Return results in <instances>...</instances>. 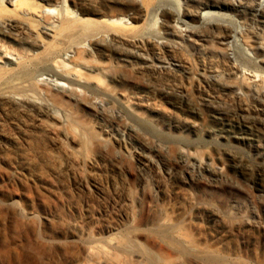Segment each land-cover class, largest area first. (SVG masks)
Here are the masks:
<instances>
[{
	"label": "rangeland",
	"instance_id": "rangeland-1",
	"mask_svg": "<svg viewBox=\"0 0 264 264\" xmlns=\"http://www.w3.org/2000/svg\"><path fill=\"white\" fill-rule=\"evenodd\" d=\"M227 1L245 10L264 4ZM45 2L26 0L20 9ZM137 4L141 6L139 0ZM64 5L50 7L55 26ZM93 5L83 6L82 18L89 19ZM70 9L73 16L79 14ZM210 10L234 15L227 8ZM206 11L199 8L195 21H184L199 25ZM156 15L150 8L132 24L136 40L110 37L114 47L147 63L138 58L124 63L96 52L86 39L94 29L87 22L74 23L83 33L67 32L71 41L66 33L56 41L45 37L43 53L49 59L70 42L87 53L94 67L91 75L96 76L91 84L98 85L94 109L48 86L16 84L17 76L2 79L0 264H264V157L242 144L201 136V125L192 127L200 121L184 114L186 106L178 96H172V107L143 92L144 84L155 85L264 122V62L244 39L264 37V26L237 17L235 37L224 42L228 53L220 54L221 46L212 37L188 48L182 43L184 49L162 48L149 35L159 30ZM38 16L35 12L18 19L16 31L34 35L31 24ZM39 57L28 54L25 68L37 64ZM182 67L192 72L193 80L180 76ZM105 69L125 80L99 81ZM221 78L235 87L222 90L213 83ZM106 85L118 100L102 96ZM55 98L61 102L55 104ZM124 104L140 118L124 113ZM218 115L229 120L227 114ZM205 121L201 123L214 126ZM171 124L182 129L176 131ZM198 166L211 168L222 183L210 187L197 182Z\"/></svg>",
	"mask_w": 264,
	"mask_h": 264
},
{
	"label": "bare ground",
	"instance_id": "bare-ground-1",
	"mask_svg": "<svg viewBox=\"0 0 264 264\" xmlns=\"http://www.w3.org/2000/svg\"><path fill=\"white\" fill-rule=\"evenodd\" d=\"M25 1L26 0H0V84L4 77L12 78L17 76L15 79L16 84H25L29 87L48 86V90L61 92L62 96L70 100L80 101L88 109H94L96 107L98 85H94L93 87L91 84L93 83L92 80L96 77L94 74L91 75L94 71V67L92 66L93 64L86 59L85 56L87 53L79 49V43L73 44L70 42L68 47L64 50L53 51L55 53H53V57L50 56V59L43 53L44 48H46L44 47L46 42L44 41L45 37H50L53 41H56L63 34L66 36L65 33L67 34L69 31L72 32L74 30L76 33L82 34L83 29H76L77 27L74 25L75 22H87L94 27L93 31L87 34L86 39L96 52L105 51L108 55H112L124 63H131L133 59L137 58L143 62L146 61V63L148 60L130 51H124L114 47L111 43L112 38L110 37H118L125 42L135 39V26L132 24L140 20L150 8L151 11L157 14L156 16H160L161 21L159 22V27H157L159 30L151 32L149 35L153 36L156 40H160L159 42L162 48L184 49V44L182 45V43L186 42L185 47L188 48L194 45L193 42L205 41L204 39L206 37H212L221 46L218 48L217 53L220 52V54H225L228 53L229 48H227V43L224 42L234 36L233 33H235L236 29L234 30L232 26L234 21H237V17L242 20H251L259 26H264L263 3L260 5L261 7L259 9L248 7L247 10H245L242 9L241 6H236L234 3L228 2L227 0H154V4H152L153 0H139L141 6L137 4V0H66L65 4L67 2L69 3L67 5H64V0H48L49 2H45V4L34 3L24 11V9L21 10L20 8L21 6L23 7L22 4L23 2L25 4ZM5 3L10 4L12 9H9ZM91 3H94V11L90 15L91 19L90 17L89 19L82 18V16H85V14H83L85 11L83 6H90ZM61 4L65 6V12L63 13V17L61 16L60 18V25L55 26L50 20V14L53 10H51L50 7L61 6ZM70 7L73 8L75 12L78 10L79 14L76 13L74 14L75 16H73L74 12H72ZM186 7L191 8L192 11H189ZM55 8L56 7H54V12L56 14L57 9L55 11ZM199 8L208 10L204 14V19L199 25H193L190 22L184 21V18H188L191 22L195 21V12ZM225 8L231 10L234 15H226L224 13H219V11L213 12L210 10ZM35 12L39 15L38 17H40L39 20L31 24L32 26L35 24L34 31L36 29V33L34 35H29L31 30L28 33L16 31L15 28L18 19L30 13L33 15ZM28 17L30 18V16ZM123 18H126V20ZM226 19L229 21L228 23ZM155 22L157 23L158 21ZM71 24L75 27H72L73 25ZM25 28L24 26L23 29L25 30ZM137 32L138 31L135 33ZM70 36L69 34V38L67 39H70ZM244 39H246L249 48L254 54L261 58V62H264V37H248ZM71 40L72 39H70V41ZM52 43L53 42L50 44ZM81 45L80 43V47ZM40 49L43 50L40 51ZM30 53L35 58L40 56L38 58L40 61L29 69L25 68L24 63L25 57ZM150 62L156 63L155 60H151ZM95 64L96 63H94V65ZM95 66H97V64ZM23 70H26L27 73L23 72ZM177 71L183 78L190 81L193 80L191 76L193 74L190 70L182 67ZM19 74H21V76H19ZM113 74L114 73L110 72L108 69L101 70L97 79L99 81L104 80V82L105 80L107 82L125 80V77H119ZM255 74L257 75V73ZM195 78L199 81L208 82V79L202 74H196ZM225 80L227 79L221 78L215 80L213 83L218 85L222 90L234 86L233 84H235V82L229 84L231 82ZM127 82L135 83L132 79H128ZM114 92L115 90L113 91L111 86L106 85L102 96L110 101L118 100ZM143 92L145 95L162 100L172 107V96H178L180 101L186 106L184 107V114L187 116H195L196 120L200 121L197 124H192V127L200 124L201 127L199 131L202 134L201 136L210 140L215 138L219 141L242 144L243 146L253 148L252 150L255 151L259 157H264V142L261 141V135L264 134V122L262 120L246 115L247 113L242 114L236 110L213 106L207 101L198 103L194 101L191 96L185 95L183 92L179 91L180 93H176L168 89L159 88L155 85L144 84ZM54 102L58 104L61 100L55 98ZM183 103H180V105L183 106ZM192 103H194L193 107H191ZM123 110L124 113L133 118H140V113L138 114L126 104L123 105ZM218 114H227L229 120L224 121L223 119L225 118L221 119ZM206 118L213 122L214 126L212 128L201 123L206 122ZM188 128L189 125H186L184 130ZM172 129L178 131L182 128L172 125ZM180 152L182 151L179 150L178 153ZM201 169L202 170L199 171L200 173L194 175V178L196 176L195 180L197 182L210 187L218 186L222 183V176L215 175L216 172L211 168L203 167ZM262 229L263 226L259 228V232Z\"/></svg>",
	"mask_w": 264,
	"mask_h": 264
}]
</instances>
